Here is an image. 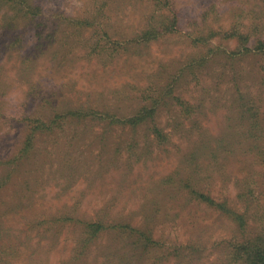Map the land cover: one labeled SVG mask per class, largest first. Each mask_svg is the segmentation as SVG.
<instances>
[{"label": "rangeland", "instance_id": "rangeland-1", "mask_svg": "<svg viewBox=\"0 0 264 264\" xmlns=\"http://www.w3.org/2000/svg\"><path fill=\"white\" fill-rule=\"evenodd\" d=\"M26 1L0 0V264H231L229 239L264 236V0ZM88 107L145 122L68 114Z\"/></svg>", "mask_w": 264, "mask_h": 264}, {"label": "trees", "instance_id": "trees-1", "mask_svg": "<svg viewBox=\"0 0 264 264\" xmlns=\"http://www.w3.org/2000/svg\"><path fill=\"white\" fill-rule=\"evenodd\" d=\"M24 2L27 3V9L30 10V8H32L33 6H31L30 4H28V2L26 0H23ZM106 6V5H105ZM99 14L102 15V12L100 10ZM36 13H32L31 14V18L35 17ZM81 24L82 26L84 25H90V26H94V24L89 23L87 18H83L81 19ZM177 21H178V16L172 15V19L171 21L165 25L164 29H157V32H154L153 34H162L163 32H166V30H174L177 29ZM172 31V32H174ZM105 32V31H104ZM146 35H148L147 31L142 32L139 37L141 38H145ZM105 39H109L110 36L107 34V32H105ZM153 37V35H152ZM243 37V36H241ZM193 39V44L194 45H198L200 44V42H205L207 41L208 37H201L200 35H196L192 37ZM112 40H108L107 43H111ZM113 43H115L113 41ZM243 48H246L244 50V52H241L243 54H246L248 52L247 47L244 45ZM258 48L259 51L261 50L262 52V56L261 58H263L264 61V41L262 40H258V43L256 45H253V49ZM189 65H192V71H191V75L194 74V69L196 67H194V64L191 62L189 63ZM264 69V66H263ZM179 74V73H178ZM180 76V75H179ZM143 97H148V96H143ZM152 99V104L148 105V107H145L144 111L147 112L148 115H146V119L149 118H154L155 115V111H156V107L155 105L158 104V98H151ZM180 99V98H179ZM183 110L187 113L190 114L192 107L191 105L188 103V101H183V103L181 104ZM245 106V105H244ZM246 111H244V113H246V116H248V118H250V120L252 121H256L257 120V111L254 108V104L251 103V101H246V107H245ZM143 113V112H140ZM68 114H72V115H78V119H86L88 117L92 118V116H98L99 118L102 117H107L110 119H116L115 117V113H113L111 110H106V111H102L101 109H97L94 107H88L86 109H82L79 111V109H76L74 111L70 110ZM144 116L142 115H137L135 114L134 117H129L128 120L125 119V117L123 119H125L124 121H122L121 118H117L116 120H119L118 122H124L126 124H130L132 126L131 129H134L137 125H139L140 123H142L144 121ZM145 119V120H146ZM145 122V121H144ZM59 124V119L56 117L54 118L52 121L49 122V125H46V127H50L53 125H57ZM134 127V128H133ZM38 129L42 128V127H36ZM161 136L167 140V134L162 133ZM28 145H30V141L28 142ZM28 147V146H27ZM207 148L210 149V146H208ZM264 156V155H263ZM21 157L16 159V161H21ZM263 161H264V157H263ZM18 168V164L17 167ZM17 170V169H15ZM184 189L189 193L192 194L193 196H195L196 199H198L199 201L204 202L205 204H207V206L215 208L217 211H219L221 214L225 215L228 219H231L233 221V223H235L236 227L240 230L243 231L245 230L246 227V223H247V219L248 216L245 212H241L239 210H236L235 208L231 207L227 200H221V201H217L215 200L213 197L210 196L209 193L202 191L201 189H199L198 187H196V185L193 182H190L188 180L183 181V186ZM106 225L103 221H95L92 223H88L87 228H88V232L90 234V236H88L85 238L86 241H91L93 237L97 236V234L99 233L100 230L105 229ZM121 228L122 229H126V232H128V234H136L139 235L140 237L145 239V243L146 245H144L145 247H149L152 243H153V239L151 237V234L139 227H135L133 225H131L130 223H123L121 224ZM149 231V230H148ZM92 236V237H91ZM149 244V245H148ZM153 245V244H152ZM227 257L229 258V262L231 264H264V236L263 235H259L256 237H253L251 239H246V240H236V239H229L227 241Z\"/></svg>", "mask_w": 264, "mask_h": 264}]
</instances>
